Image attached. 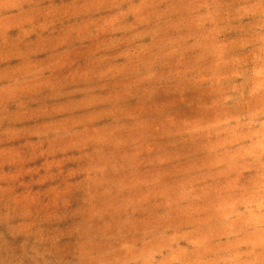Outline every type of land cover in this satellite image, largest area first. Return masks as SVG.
<instances>
[{
    "label": "rangeland",
    "instance_id": "obj_1",
    "mask_svg": "<svg viewBox=\"0 0 264 264\" xmlns=\"http://www.w3.org/2000/svg\"><path fill=\"white\" fill-rule=\"evenodd\" d=\"M0 264H264V0H0Z\"/></svg>",
    "mask_w": 264,
    "mask_h": 264
}]
</instances>
